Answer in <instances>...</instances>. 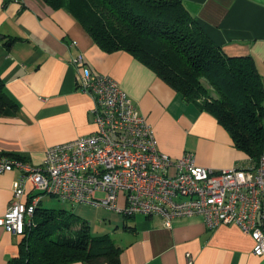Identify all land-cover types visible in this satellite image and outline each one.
Segmentation results:
<instances>
[{"label": "crops", "instance_id": "0c3cea01", "mask_svg": "<svg viewBox=\"0 0 264 264\" xmlns=\"http://www.w3.org/2000/svg\"><path fill=\"white\" fill-rule=\"evenodd\" d=\"M183 5L226 56L250 57L264 85V0H183ZM77 54L92 73L118 83L153 129L160 151L172 158L191 152L196 165L214 171L251 167L212 115L184 102L129 53H104L69 12L42 0H0V78L16 104L14 114L0 115V157L38 166L47 148L94 130L93 101L77 89L69 64ZM18 176L16 170L0 175V218ZM96 208L106 221L96 234L114 241L120 264H187V255L192 264H264V255L252 253L253 240L234 225L210 230L200 216H190L165 226L157 215L125 218ZM21 239L0 227V264L18 256Z\"/></svg>", "mask_w": 264, "mask_h": 264}, {"label": "built area", "instance_id": "2783aa9c", "mask_svg": "<svg viewBox=\"0 0 264 264\" xmlns=\"http://www.w3.org/2000/svg\"><path fill=\"white\" fill-rule=\"evenodd\" d=\"M69 64L77 89L93 101L94 130L47 148L38 166L0 157V175L19 173L0 227L24 236L42 198L53 196L125 218L157 215L165 226L190 216H200L210 230L234 225L253 240L252 253L264 255V151L247 169H207L188 151L172 158L159 150L153 129L115 80L92 73L80 54Z\"/></svg>", "mask_w": 264, "mask_h": 264}, {"label": "trees", "instance_id": "16d2710c", "mask_svg": "<svg viewBox=\"0 0 264 264\" xmlns=\"http://www.w3.org/2000/svg\"><path fill=\"white\" fill-rule=\"evenodd\" d=\"M78 21L104 53L125 51L212 115L256 165L264 151V85L250 57H228L199 28L183 0H42ZM0 78V115L16 104ZM17 160H24L13 156ZM120 264L109 236H92L65 211L39 206L9 264Z\"/></svg>", "mask_w": 264, "mask_h": 264}, {"label": "rangeland", "instance_id": "374dc122", "mask_svg": "<svg viewBox=\"0 0 264 264\" xmlns=\"http://www.w3.org/2000/svg\"><path fill=\"white\" fill-rule=\"evenodd\" d=\"M97 196L100 197L102 195L97 193ZM39 207L54 212L65 211L67 215L71 217V220L76 227L84 222L87 223L89 225L90 233H95L91 234L93 237L94 235L98 237V233H101L99 232V227L104 225L103 222H106L103 218L105 214L103 209L86 204L71 205L70 203L53 196H44ZM97 231L98 233L96 234Z\"/></svg>", "mask_w": 264, "mask_h": 264}]
</instances>
